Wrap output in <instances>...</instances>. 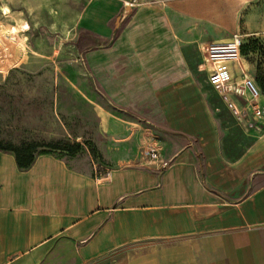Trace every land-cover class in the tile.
Wrapping results in <instances>:
<instances>
[{"label": "crops", "instance_id": "crops-1", "mask_svg": "<svg viewBox=\"0 0 264 264\" xmlns=\"http://www.w3.org/2000/svg\"><path fill=\"white\" fill-rule=\"evenodd\" d=\"M82 24L95 149L27 167L0 149V264H264V118L204 60L264 33V0H94Z\"/></svg>", "mask_w": 264, "mask_h": 264}, {"label": "rangeland", "instance_id": "rangeland-1", "mask_svg": "<svg viewBox=\"0 0 264 264\" xmlns=\"http://www.w3.org/2000/svg\"><path fill=\"white\" fill-rule=\"evenodd\" d=\"M94 0H0V144L34 155L91 151L77 133L90 112L81 88L83 15ZM7 5L8 13L2 12ZM244 57L264 83V33ZM241 60V58H240ZM13 153L9 150H4ZM14 155V153H13Z\"/></svg>", "mask_w": 264, "mask_h": 264}, {"label": "built area", "instance_id": "built-area-1", "mask_svg": "<svg viewBox=\"0 0 264 264\" xmlns=\"http://www.w3.org/2000/svg\"><path fill=\"white\" fill-rule=\"evenodd\" d=\"M242 36L234 34L231 41L222 43H208L204 46V60L211 66L208 74L210 85L221 91H228L239 96H247V105L253 118H264V93L255 79L244 76L234 81L227 69L220 67L226 62H238ZM143 155L148 159H156L157 148L153 144L143 147ZM166 163V162H165Z\"/></svg>", "mask_w": 264, "mask_h": 264}, {"label": "trees", "instance_id": "trees-1", "mask_svg": "<svg viewBox=\"0 0 264 264\" xmlns=\"http://www.w3.org/2000/svg\"><path fill=\"white\" fill-rule=\"evenodd\" d=\"M259 42H260V39L258 36L252 35V36L242 38L241 45H240L241 56L242 57L247 56L250 45L253 44L254 46H256L259 44ZM254 79L264 93V83L258 81L256 77H254ZM31 148H32L31 146H22L19 148L3 147L0 144L1 150H9L14 153L17 165L19 167H27L32 162L34 155L30 151Z\"/></svg>", "mask_w": 264, "mask_h": 264}, {"label": "bare ground", "instance_id": "bare-ground-1", "mask_svg": "<svg viewBox=\"0 0 264 264\" xmlns=\"http://www.w3.org/2000/svg\"><path fill=\"white\" fill-rule=\"evenodd\" d=\"M8 8H9V7H8L7 5H3V6H2V12H4L5 14L8 13V12H9V11H8Z\"/></svg>", "mask_w": 264, "mask_h": 264}]
</instances>
